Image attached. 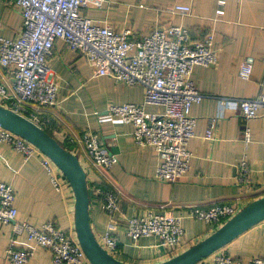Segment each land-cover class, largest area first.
Masks as SVG:
<instances>
[{
    "label": "crops",
    "instance_id": "obj_1",
    "mask_svg": "<svg viewBox=\"0 0 264 264\" xmlns=\"http://www.w3.org/2000/svg\"><path fill=\"white\" fill-rule=\"evenodd\" d=\"M188 5L190 13L172 12L173 5ZM217 0H109L101 7H87L83 14L99 24H108L120 32L129 28L135 36L148 33L155 26L179 24L187 28L193 40L207 33L213 36L216 62L197 65L191 72L195 87L202 93L193 104L194 135L188 143L192 153L189 169L174 183L158 181L154 172L159 155L149 146H139L132 138L133 127L107 112L113 104L142 103L144 88L128 85L107 76H97L94 68L63 40H56L47 65L57 84V103L42 112L54 123L52 135L61 144L68 140L86 173L89 191V217L97 238L111 225L117 247L111 254L132 264H153L167 260L215 230L203 221L191 219L192 205L208 207L216 203L233 205L238 211L264 195V113L245 121L240 115L239 99L264 94V0H226L224 14L217 15ZM23 29V19L15 0H0V36L15 39ZM246 56L254 58L251 75L242 79L239 67ZM0 80L11 83V67L0 65ZM148 112L162 108L147 105ZM215 119V139L204 135ZM250 136L245 143L243 131ZM83 130L96 133L101 146L116 155L109 170L90 167L82 157L78 139ZM249 165L246 182L237 180V165ZM40 156L24 160L8 144L0 145V180L10 184L15 193L16 220L39 228L47 221L75 238V197L68 181L61 177L56 189L41 165ZM102 180L119 194V210L113 219L105 213L102 202L90 188ZM147 212H167L183 216L184 229L176 251L160 244L156 236L136 240L126 234L125 221ZM17 248H31L33 255L25 264H52L51 253L25 237H15L11 225L0 223V264L11 241ZM246 261L264 255V220L219 249ZM212 256L196 264H210Z\"/></svg>",
    "mask_w": 264,
    "mask_h": 264
},
{
    "label": "built area",
    "instance_id": "obj_2",
    "mask_svg": "<svg viewBox=\"0 0 264 264\" xmlns=\"http://www.w3.org/2000/svg\"><path fill=\"white\" fill-rule=\"evenodd\" d=\"M226 0H217L216 14H224ZM109 0H15L23 19V29L15 39L0 36V65L11 67V83L0 80V105L24 116L44 128L48 120L44 108L57 103V84L47 58L56 40H63L94 68L97 76H107L128 85L144 88L142 103L113 104L107 112L133 127L132 138L139 146H149L159 155L160 162L154 178L174 183L189 169L192 153L188 143L194 135L195 118L191 115L193 104L203 95L195 87L191 72L197 65L209 66L216 62L213 36L193 40L187 28L179 24L155 26L142 36H135L129 28L117 32L108 24H99L83 14L87 7H101ZM172 12L190 13L188 5L175 4ZM254 58L246 56L238 74L248 79ZM240 115L245 121L264 113V94L239 99ZM147 105L162 108L160 113L148 112ZM215 119H211L204 137L212 141ZM244 141H249V130L243 131ZM86 163L97 170H109L116 155L107 152L96 133L83 130L77 140ZM8 144L26 161L40 156L41 165L56 189L61 187L62 172L53 161L36 146L16 133L0 126V145ZM79 160V159H78ZM80 162V161H79ZM81 164V163H80ZM83 168V167H82ZM249 165L245 160L237 165V180L246 182ZM65 178V177H64ZM66 179V178H65ZM100 195L105 213L113 219L119 210V194L99 186L90 188ZM15 193L12 186L0 180V223L11 225L15 237L23 236L35 246L51 253L52 264H92L76 235L72 238L54 221L36 228L16 220ZM238 210L231 204L216 203L208 207L192 205L187 216L217 229ZM183 216L167 212H147L126 219L129 238L156 236L160 244L176 251L183 244ZM111 225L98 239L110 254L117 247V238L111 234ZM33 255L31 248H17L11 241L4 254L6 264H25ZM210 264H264V255L243 261L217 250ZM1 261V260H0Z\"/></svg>",
    "mask_w": 264,
    "mask_h": 264
},
{
    "label": "water",
    "instance_id": "obj_3",
    "mask_svg": "<svg viewBox=\"0 0 264 264\" xmlns=\"http://www.w3.org/2000/svg\"><path fill=\"white\" fill-rule=\"evenodd\" d=\"M0 126L36 146L53 161L68 181L75 197V235L89 261L92 264H132L115 258L101 246L93 234L89 217L86 173L78 157L64 148L42 127L2 105H0ZM263 220L264 195L248 203L200 241L167 260L153 264H196Z\"/></svg>",
    "mask_w": 264,
    "mask_h": 264
},
{
    "label": "trees",
    "instance_id": "obj_4",
    "mask_svg": "<svg viewBox=\"0 0 264 264\" xmlns=\"http://www.w3.org/2000/svg\"><path fill=\"white\" fill-rule=\"evenodd\" d=\"M51 125L50 126H45L43 129L45 130V131H47L50 135H52V130H53V128H54V123H53V121H52V119H51V123H50ZM61 145L64 147V148H66L67 150H69L70 151V148H69V142H68V140L67 141H65V142H62L61 143ZM95 186H99L100 188H102V189H105V190H110L111 189V187H109V186H107L106 184H105V181L104 180H102L100 183H98V184H96ZM90 194V193H89ZM97 198L101 201L102 199V197L100 196V195H97Z\"/></svg>",
    "mask_w": 264,
    "mask_h": 264
}]
</instances>
